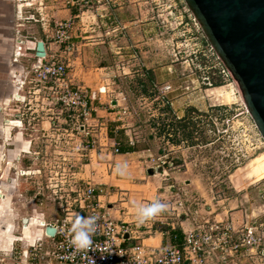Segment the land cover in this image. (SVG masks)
<instances>
[{
	"label": "rangeland",
	"instance_id": "374dc122",
	"mask_svg": "<svg viewBox=\"0 0 264 264\" xmlns=\"http://www.w3.org/2000/svg\"><path fill=\"white\" fill-rule=\"evenodd\" d=\"M80 2L77 22L87 29L82 32L86 37L78 38L81 42L90 40L93 46H105L103 51L89 48L86 54L93 67H106L104 102L114 110L111 120L107 117L106 122H113L117 130L123 132L122 140L135 143L138 151L135 158L118 156L110 160L115 169L117 164L121 165L123 174L100 166L104 160L94 157H89L88 166L82 169L90 176L97 170L95 180L99 178L101 182L91 181L111 188L112 195L102 200L111 202L112 214L119 220L137 224L140 230L146 225L162 228L166 221L190 215L201 221H212L213 210L225 207L236 210L245 222L264 223V139L236 84L185 0ZM34 3L37 4L36 0ZM31 62L32 59L29 63L24 61V66L28 68ZM72 68L68 67L71 80ZM145 70L153 72V82L148 81ZM213 79L220 80L221 84L213 85ZM20 93L28 96L25 89ZM11 95L9 105L17 110L23 108L25 102L16 101ZM44 95L40 94L37 108L46 112L48 105L41 99ZM167 103L170 110L166 108ZM55 111L58 112V105ZM47 117L43 120H49ZM92 117H95L93 113ZM101 118L104 117L95 119ZM63 119L61 115L60 120ZM181 124L188 128L182 129ZM45 126L43 134L51 135L53 130L47 123ZM157 128L162 132L156 136ZM173 128H177L176 138ZM6 129L12 136L19 130L25 137L32 133L42 135L41 131L32 132L27 124L24 128L11 124ZM188 131L192 132L190 137L184 135ZM151 134L153 138L149 137ZM10 142L8 140L9 145L4 143L5 148L11 147ZM37 147L41 153L38 151L40 154L34 160L24 161L22 167L34 173L20 176L15 186L19 184L23 194L25 206H20L23 214L30 209L25 200L29 201L34 194L44 198L51 194V185L56 180L49 182L53 174L50 170L56 171V165H62V156L69 151L46 137L37 142ZM19 161L6 156L0 160V167L8 169V178H13L18 171ZM149 169L152 174L148 173ZM132 182L137 186H131ZM8 193L10 198H16L12 191ZM153 200L166 204L167 209L138 225L136 206L150 204ZM56 205L49 206L50 210L56 211ZM20 245L26 244L14 242V247ZM258 260L245 264H264V255ZM11 263L9 259L0 261V264Z\"/></svg>",
	"mask_w": 264,
	"mask_h": 264
},
{
	"label": "built area",
	"instance_id": "2783aa9c",
	"mask_svg": "<svg viewBox=\"0 0 264 264\" xmlns=\"http://www.w3.org/2000/svg\"><path fill=\"white\" fill-rule=\"evenodd\" d=\"M72 2L66 0L68 4ZM15 6L17 20L21 24L23 21L40 22L49 43H44L43 57L36 55L35 44L31 55L34 60L26 68L22 61L30 57L26 46L28 37L20 29H15L12 61L20 72L15 78L13 96L16 101L25 103L17 111L15 119L11 120L16 123L11 124L17 128H24L27 124L32 132L41 131L43 137L45 130L41 120L48 116L49 127L53 130L51 139L69 151L62 156V165H56V171L50 170L53 174L49 182L56 180V183L51 185V194L46 196V199L57 202L61 216L52 221L41 220L45 238H36L32 243L18 248L13 246L10 252L0 254V261L9 259L11 264H208L211 261L226 262L229 258L235 261L247 254L256 258L264 255L263 222L240 225L231 219L204 220L185 231L181 243L152 247L143 244L146 232L140 230V226L117 219L112 214L111 202L102 200L112 195L111 188L78 176L89 160L90 151L99 143L93 137L94 106L91 104L97 92L68 77V67L75 50L72 38L78 27L77 16L56 19L45 14L43 2L40 1L34 7L33 0H15ZM33 8L38 13L37 17L30 11ZM24 89L28 96L20 93ZM41 93L45 94L42 101L48 105L46 112L37 108ZM56 105L58 112L55 111ZM61 115H64L62 121ZM62 124L66 126L62 127ZM113 151L119 152L117 145L113 146ZM37 172L40 173V170ZM30 173H34V170H16L14 177L8 179L9 186H17L18 178ZM56 176L59 178L56 179ZM76 215L99 218L90 249L76 251L69 243V229ZM50 226L55 228L53 235L45 231ZM46 239L51 240L48 246Z\"/></svg>",
	"mask_w": 264,
	"mask_h": 264
},
{
	"label": "crops",
	"instance_id": "0c3cea01",
	"mask_svg": "<svg viewBox=\"0 0 264 264\" xmlns=\"http://www.w3.org/2000/svg\"><path fill=\"white\" fill-rule=\"evenodd\" d=\"M38 1L43 2V11L52 15L56 19H66L70 16L78 17V6L81 3L80 0H73L72 4L66 3V0H36V2ZM34 7H36V4ZM15 8V0H0V160H2L3 156L10 159L18 158L20 160L17 163L19 169L22 167L24 168V161H31V159L34 160L36 155L41 153V151L38 150L37 142L39 140L43 141L45 137L52 141V134H47L46 136L43 135V138L32 133L29 137H25L23 132L19 130L12 136L10 131L6 129V120H8L9 117H15L17 111L19 110V108L17 110L15 107L9 105V101H11L12 96L11 94H14L16 90L15 78L18 77V73L20 72V68L12 61L15 29H20L21 33L28 37L26 46L29 48L27 52L30 57L27 61H25L27 63H29L30 59H32V61L34 60L31 55L34 53V46L39 40H43L45 45L49 43V41H46L45 33L40 22L33 23L23 21L21 24V21H18L15 16ZM30 11L35 13L34 8ZM17 24L21 25L18 26ZM86 29V27L82 28L78 25L75 33L73 34L72 42L75 46V50L71 56L70 65L74 68L70 70V75H72V80L75 81V83H83V86L91 88H88L89 90L97 92V97L91 101V104L94 106L93 116H95L93 117V125H95L93 126V135L98 137L99 144L96 149L91 150L89 154L92 159L94 157L96 160H104V163L99 164L100 166H108L114 171L115 165H112L110 160L117 159L118 156L126 159L135 158L138 151L133 149V145L135 143L128 142V140H124V138L122 140L121 137L123 132L118 131V127L115 126L113 122H106L108 120L107 117H110L111 120V115L114 113L112 107L107 106L104 102L106 100V86L104 85L103 77L106 67L104 65L93 67L91 62L88 61L90 57L86 54V51L89 48L95 47L103 51L105 46L101 44L93 46L90 40L81 42L80 39L86 37L82 35V32L86 31ZM78 37H80V39ZM22 64L25 65L23 61ZM95 88H97V90H93ZM110 101L115 102L113 100ZM110 105H113V103ZM96 117L104 118L95 119ZM47 121L48 120H43L44 129H46V123L47 126H50ZM103 124H105V126L100 127V125ZM103 134H105V137ZM8 140H11V147L5 148L4 143L9 145ZM114 145H117L120 148L125 147L126 151H119L118 153H115L113 151ZM85 166H88V164L84 165L80 169L78 176L85 180L92 179L96 181V183L101 182L99 178L98 180H95L98 174L97 170L95 171L96 173L92 172L91 176L87 171L82 172V169ZM8 179V169L6 167L2 168L1 165L0 190L3 191V194L2 197H0V254L10 252L14 246V242L27 245L32 243L36 238H45L44 228L41 227L40 221H52L55 217L61 216L59 208L56 209V211L54 210V212L49 208V206L56 205L57 202H54L50 198L46 199L35 194L29 198V201L25 200L27 204H30V209L28 210L29 212L26 211L24 212L25 214H23L20 206H25V203H23V194L19 191V184L18 187L9 186ZM131 186L135 187L137 186V183L132 182ZM8 191H12V194L15 193L14 195L16 198H10ZM16 194H19V196ZM56 206L58 207V204ZM231 209L232 208L225 207L220 211L213 210L215 212L211 216V218H213L212 221L231 219L235 221L236 224L239 223L240 225H243L246 223V220L238 216V212L236 210ZM200 222L201 220L198 217L190 215L186 218L175 219V221H166V226L162 228H158L157 225H146L142 228V230L148 234L142 242L143 244L152 247H159L170 243H181L184 232ZM50 242V239H46L47 246ZM231 260L232 259L229 258L226 262L211 261L208 262V264H245L247 262L259 261L255 256H250L248 254L240 257L238 260Z\"/></svg>",
	"mask_w": 264,
	"mask_h": 264
},
{
	"label": "water",
	"instance_id": "95a60500",
	"mask_svg": "<svg viewBox=\"0 0 264 264\" xmlns=\"http://www.w3.org/2000/svg\"><path fill=\"white\" fill-rule=\"evenodd\" d=\"M185 2L232 77L264 139V0ZM36 55H45L42 40L36 44ZM148 173L153 171L149 169ZM45 231L53 235L55 228L46 227Z\"/></svg>",
	"mask_w": 264,
	"mask_h": 264
},
{
	"label": "clouds",
	"instance_id": "9594fccd",
	"mask_svg": "<svg viewBox=\"0 0 264 264\" xmlns=\"http://www.w3.org/2000/svg\"><path fill=\"white\" fill-rule=\"evenodd\" d=\"M118 173H122L121 165L117 164L116 169ZM167 209V205L160 202L159 200H153L147 205L136 206L137 222L143 224L146 221L156 217ZM97 216H83L76 215L71 221V227L69 229L70 240L69 243L76 251L90 249L93 240L92 236L97 231ZM107 257H101L106 259Z\"/></svg>",
	"mask_w": 264,
	"mask_h": 264
},
{
	"label": "trees",
	"instance_id": "16d2710c",
	"mask_svg": "<svg viewBox=\"0 0 264 264\" xmlns=\"http://www.w3.org/2000/svg\"><path fill=\"white\" fill-rule=\"evenodd\" d=\"M145 72H146V74L148 75L147 77H148V81L149 82H153L154 81V76H153V72L151 71V70H145ZM213 85H219V84H221V81L220 80H216V81H214V79H213ZM142 86L144 87L143 88V90H145V84H142ZM166 108L168 109V110H170L171 108H170V105L167 103V106H166ZM181 127H182V129H186V128H188V126L186 125V124H181ZM161 132H162V129H160V128H157V132H156V136L157 135H160L161 134ZM176 134H177V128H173V137H175L176 138ZM184 135L186 136V137H190L191 135H192V132L191 131H188V132H186V133H184ZM150 138H153L154 137V135L153 134H151L150 136H149ZM175 138H173V140H176ZM135 145V144H134ZM133 145V149H136V147ZM118 149H119V151H126V148L125 147H118ZM175 162H178V161H180V160H174Z\"/></svg>",
	"mask_w": 264,
	"mask_h": 264
},
{
	"label": "bare ground",
	"instance_id": "6f19581e",
	"mask_svg": "<svg viewBox=\"0 0 264 264\" xmlns=\"http://www.w3.org/2000/svg\"><path fill=\"white\" fill-rule=\"evenodd\" d=\"M11 123H16V121L7 120L6 127L9 129Z\"/></svg>",
	"mask_w": 264,
	"mask_h": 264
}]
</instances>
